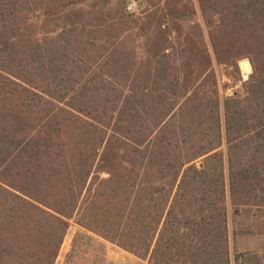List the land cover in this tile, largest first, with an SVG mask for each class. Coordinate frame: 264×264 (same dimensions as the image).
I'll list each match as a JSON object with an SVG mask.
<instances>
[{
    "label": "trees",
    "instance_id": "1",
    "mask_svg": "<svg viewBox=\"0 0 264 264\" xmlns=\"http://www.w3.org/2000/svg\"><path fill=\"white\" fill-rule=\"evenodd\" d=\"M85 1L0 0V264H55L72 224L84 232L64 264H87L90 234L146 264H232L227 193L232 205L241 189L258 196L235 175L226 182L208 46L185 35L182 79L169 81L165 19L185 17L188 0H164L136 19L81 15L109 43L106 61L91 56L107 68L94 76L70 69L88 42L48 30ZM229 1L210 30L214 55L248 57L252 77L262 76L264 0ZM218 6L201 0L204 12ZM78 76L90 84L77 86Z\"/></svg>",
    "mask_w": 264,
    "mask_h": 264
},
{
    "label": "rangeland",
    "instance_id": "2",
    "mask_svg": "<svg viewBox=\"0 0 264 264\" xmlns=\"http://www.w3.org/2000/svg\"><path fill=\"white\" fill-rule=\"evenodd\" d=\"M128 1L87 0L69 9V12L63 14L58 24L49 27L48 30H55L56 35H60L63 39H83L88 42L86 58L84 53H81V56L74 55L71 60L70 69L72 71L79 72L87 66L90 68V76L107 72L103 63L93 64L91 56L96 55L101 58L102 55L104 56L102 62L106 61L110 54L109 43H105L104 37L99 35V31L95 32L94 27L88 25L83 28L79 21H82L81 15L86 18L90 17L89 22L96 24L98 18L104 17L109 20L119 11L131 14L125 9ZM139 2L142 7L139 13H132L134 14L132 19L142 16L144 10H154L156 8L154 5L160 2L163 4L164 0H139ZM188 3L192 11L188 12L185 17L165 19L164 26L168 29L169 44L162 60L170 74L169 81L182 79L186 61L183 51L185 35H191L197 41L205 43L210 49L221 107V149L225 154L226 182L230 181V176L235 175L237 176L235 182L249 189H255L253 193L258 196L257 199L245 198L243 189H241V193L235 197L237 204L232 205V199L229 192L227 193L232 264H235L236 253H248V256L253 259L255 256L259 258V262L255 259L249 262L240 260L239 264H264V227H262L264 226V205L261 206L258 203L259 198L264 197V75L252 77L253 67L248 57L233 59L230 63H220L214 55L210 30L217 24L220 11L230 5L229 0H219L216 10L208 7L205 12L201 9V0H188ZM74 22L77 24L70 26V23ZM176 23L181 26L182 36H179L175 29ZM81 34L84 36L82 37ZM138 53L139 57L143 58L144 51L141 48H138ZM80 58L85 59L80 62ZM242 61L250 63V73H244L241 67ZM90 76L84 79H79L80 76H78L80 84L77 86H84L85 83L88 86L91 82ZM202 79L194 82V88ZM197 161L199 165L203 162L202 158ZM81 232H84V229L72 224L55 264L65 263L73 238ZM90 235L92 245L86 255L87 264H146V261L138 256L101 237Z\"/></svg>",
    "mask_w": 264,
    "mask_h": 264
},
{
    "label": "built area",
    "instance_id": "3",
    "mask_svg": "<svg viewBox=\"0 0 264 264\" xmlns=\"http://www.w3.org/2000/svg\"><path fill=\"white\" fill-rule=\"evenodd\" d=\"M142 5L139 0H129L126 6L128 12H138Z\"/></svg>",
    "mask_w": 264,
    "mask_h": 264
},
{
    "label": "water",
    "instance_id": "4",
    "mask_svg": "<svg viewBox=\"0 0 264 264\" xmlns=\"http://www.w3.org/2000/svg\"><path fill=\"white\" fill-rule=\"evenodd\" d=\"M246 62L250 65V63H249L248 61H246ZM250 72H251V67H250ZM250 72H249V73H250Z\"/></svg>",
    "mask_w": 264,
    "mask_h": 264
}]
</instances>
